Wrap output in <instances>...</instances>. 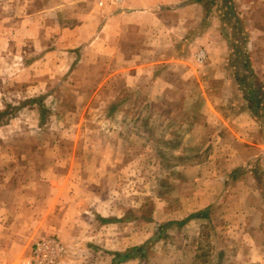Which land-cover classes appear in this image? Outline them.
Segmentation results:
<instances>
[{"label": "rangeland", "instance_id": "374dc122", "mask_svg": "<svg viewBox=\"0 0 264 264\" xmlns=\"http://www.w3.org/2000/svg\"><path fill=\"white\" fill-rule=\"evenodd\" d=\"M204 1L237 90L190 55L162 64L172 56L146 53L152 41L94 40L112 0H0V264H26L48 237L62 264L134 249L130 264H264V182L230 195L225 182L253 154L239 114L251 107L264 133V0Z\"/></svg>", "mask_w": 264, "mask_h": 264}, {"label": "crops", "instance_id": "0c3cea01", "mask_svg": "<svg viewBox=\"0 0 264 264\" xmlns=\"http://www.w3.org/2000/svg\"><path fill=\"white\" fill-rule=\"evenodd\" d=\"M205 6L206 2L204 0H126L122 4L112 8L108 12L107 17L103 18V21L100 23L101 29L94 36V40L103 39L108 34L111 40L123 38L132 40L133 42L152 41L154 42L153 49L149 44H145L146 48L144 49H148L146 53L149 55L153 54V56H172L169 61H161L162 64L179 62L175 58L177 55H190L189 57H193L195 63H198L197 65L200 66L198 68L208 78L204 77V79L223 81L221 86L225 84L237 90L238 88L230 76L227 64L229 63L227 56L230 45L229 41L231 40L222 27L220 14L211 10L207 11ZM244 24L247 26V23L244 22ZM254 31L249 32L251 39L253 38L252 32ZM180 47L184 52H179ZM165 66L170 69L169 65ZM186 68L187 73L197 72L189 64L186 65ZM255 71L258 74L259 71L256 68ZM245 113H240V118H248L250 125H252L253 133H257L256 135H246V131L241 132L239 136L236 134V137H239L244 142L245 151H251L253 154L251 156H244L242 161H238V163L232 165V171L228 175L229 178L227 177L228 180L225 181L226 178L224 179L227 183L226 185H229L226 195H230L233 186L244 185V183L253 182L260 184L264 182L259 179L260 176L256 174L252 176L250 174V171H253L254 168L260 167V164L255 162L264 153L263 126L252 110L247 109ZM248 130L251 131V129ZM247 137L249 139L254 138V141L243 140ZM249 167H253L252 170H249ZM258 191L259 201L256 208L262 213L263 218H260L261 222L259 223V225H262L264 223V194L260 190ZM138 257L140 256L136 253L134 257H129L125 260L114 257L111 264L134 263L138 261ZM63 260L64 255L59 264H62ZM258 262L263 264L261 258L251 257L240 264H259Z\"/></svg>", "mask_w": 264, "mask_h": 264}, {"label": "built area", "instance_id": "2783aa9c", "mask_svg": "<svg viewBox=\"0 0 264 264\" xmlns=\"http://www.w3.org/2000/svg\"><path fill=\"white\" fill-rule=\"evenodd\" d=\"M126 0H112L114 4H122ZM65 253L64 245L55 237L40 239L33 244L26 264H59Z\"/></svg>", "mask_w": 264, "mask_h": 264}, {"label": "trees", "instance_id": "16d2710c", "mask_svg": "<svg viewBox=\"0 0 264 264\" xmlns=\"http://www.w3.org/2000/svg\"><path fill=\"white\" fill-rule=\"evenodd\" d=\"M242 82H245L244 80H242ZM250 92L251 93H249V94H246L247 95V97L248 96H250L249 97V101H250V103L253 105V106H256V107H259L261 104V101H260V98H258V92H259V90L258 89H256V85L252 88V90H251V88H250ZM250 109H251V107H250ZM253 112H254V110L253 109H251ZM254 114H255V112H254ZM133 251H137L136 249H134ZM133 251H129V252H127L126 254H123V255H120L119 256V258H121V260H125V259H127V258H131V257H134L135 256V253L133 252ZM120 260V261H121ZM119 261V262H120Z\"/></svg>", "mask_w": 264, "mask_h": 264}]
</instances>
